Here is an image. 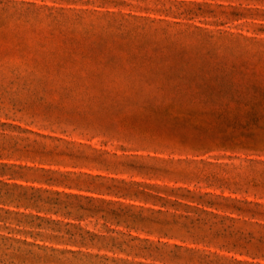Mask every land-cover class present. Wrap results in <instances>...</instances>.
Instances as JSON below:
<instances>
[{
	"label": "rangeland",
	"instance_id": "1",
	"mask_svg": "<svg viewBox=\"0 0 264 264\" xmlns=\"http://www.w3.org/2000/svg\"><path fill=\"white\" fill-rule=\"evenodd\" d=\"M0 264H264V0H0Z\"/></svg>",
	"mask_w": 264,
	"mask_h": 264
}]
</instances>
